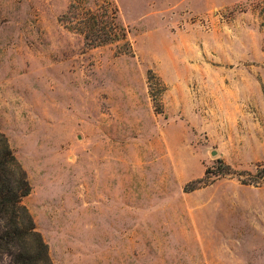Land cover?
<instances>
[{"label": "rangeland", "instance_id": "rangeland-1", "mask_svg": "<svg viewBox=\"0 0 264 264\" xmlns=\"http://www.w3.org/2000/svg\"><path fill=\"white\" fill-rule=\"evenodd\" d=\"M0 132L51 264H264V0H0Z\"/></svg>", "mask_w": 264, "mask_h": 264}, {"label": "trees", "instance_id": "trees-1", "mask_svg": "<svg viewBox=\"0 0 264 264\" xmlns=\"http://www.w3.org/2000/svg\"><path fill=\"white\" fill-rule=\"evenodd\" d=\"M110 35L124 37L121 30L107 33L109 40ZM230 169L221 163L218 173L230 174ZM261 171L264 172V168ZM256 174L252 182L264 181V174ZM201 181L187 184L186 189H195ZM29 190L25 171L13 155L6 137L0 132V260L7 257L8 264H51L47 246L36 231L28 210L21 204V199Z\"/></svg>", "mask_w": 264, "mask_h": 264}, {"label": "water", "instance_id": "water-1", "mask_svg": "<svg viewBox=\"0 0 264 264\" xmlns=\"http://www.w3.org/2000/svg\"><path fill=\"white\" fill-rule=\"evenodd\" d=\"M212 154H214V152Z\"/></svg>", "mask_w": 264, "mask_h": 264}]
</instances>
